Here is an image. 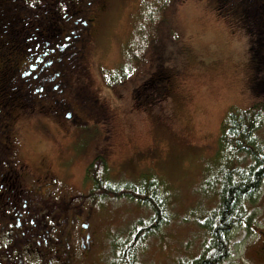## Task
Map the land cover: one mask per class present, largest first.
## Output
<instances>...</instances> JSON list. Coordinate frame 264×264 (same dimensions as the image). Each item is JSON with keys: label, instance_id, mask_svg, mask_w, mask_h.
<instances>
[{"label": "rangeland", "instance_id": "obj_1", "mask_svg": "<svg viewBox=\"0 0 264 264\" xmlns=\"http://www.w3.org/2000/svg\"><path fill=\"white\" fill-rule=\"evenodd\" d=\"M107 1L92 30L86 81L93 99L107 112L91 129L94 135L87 154L74 158V178L69 181L80 186L94 149L105 145L110 147L108 184L121 188L135 184L145 191L152 183L163 185L159 193L170 222L148 237L137 263L180 264L202 252L206 233L199 222L217 206V196L212 195L220 191L218 181L224 169L218 156L224 120L232 111L241 117L240 111L254 104L264 106V93L252 88L251 38L229 8L222 9V0ZM78 30V26L71 28L75 35ZM23 37L31 38L26 49L31 66L36 67L29 76L33 78L54 44L33 27ZM58 45L59 50L65 47L68 56L75 52L71 40L62 39ZM10 52L4 50L3 57L9 58ZM160 70L171 73L168 91L157 98L146 96L150 93L140 96L138 88ZM41 77L35 83H23L30 86V93L41 85ZM23 84L11 82L14 97H27L20 89ZM13 113L26 160L57 165L64 156L60 148L66 146L65 139L56 132L54 141H47L37 133L36 116ZM108 133L106 145L104 134ZM256 136L264 144V121ZM78 148L80 142L76 154ZM96 199V250L88 264H121L114 247L153 213L148 205L123 193L104 190ZM247 207L251 225L232 230L229 256L223 264H260L257 257L263 240L262 233L258 238L256 233L264 231V187Z\"/></svg>", "mask_w": 264, "mask_h": 264}, {"label": "flooded vegetation", "instance_id": "obj_2", "mask_svg": "<svg viewBox=\"0 0 264 264\" xmlns=\"http://www.w3.org/2000/svg\"><path fill=\"white\" fill-rule=\"evenodd\" d=\"M107 2L18 0L15 4L0 1L3 12L0 30L7 32L0 39V264H88L92 260L96 250L95 196L99 192L95 189L96 174L92 170L97 160L107 165L110 147L103 145L94 149L93 160L80 178V186L69 180L74 178V158L87 154L94 135L91 129L107 112L93 99L86 85L92 30L106 10ZM77 26L75 35L71 28ZM28 27L47 36L54 44L47 60L40 61L43 66L37 65L39 73L33 78L30 75L36 67L31 66L26 49L31 38L23 37ZM62 39L71 40L73 46L76 44L73 54L68 56L65 47L59 50ZM7 49L11 50L10 57L4 58L2 53ZM38 76H42L41 85H36L30 93V86L23 83H35ZM171 79L170 72H155L142 85H150V97L156 98L157 94L160 97L168 91ZM15 80L23 84L20 89L27 97L13 96L9 85ZM13 111L18 115L36 116L37 133L47 141H54L56 132L59 133L66 142L60 148L63 160L60 158L57 165L27 161ZM104 137L108 145L110 133ZM261 233L263 244L257 260L264 264V231L257 232L256 236Z\"/></svg>", "mask_w": 264, "mask_h": 264}, {"label": "trees", "instance_id": "obj_3", "mask_svg": "<svg viewBox=\"0 0 264 264\" xmlns=\"http://www.w3.org/2000/svg\"><path fill=\"white\" fill-rule=\"evenodd\" d=\"M8 1L13 3L18 0ZM230 1L232 5L228 4V0H222L220 6L223 10L229 8L231 15L249 33L254 66L252 88L264 93V0ZM2 13L0 10V15ZM5 32L6 30L1 29L0 37ZM150 88L148 84L140 86L139 95L150 93ZM146 96L150 97V94ZM240 112L242 115L238 117L235 115L237 112L232 111L222 124L218 156L224 169L221 170L218 181L220 191L212 195L217 196V206L199 222L206 233L203 250L197 258L180 264H223L229 256L232 230L251 225L252 219L247 206L257 200L264 187V144L256 136L264 121V106L255 107L254 104L249 110ZM101 163L102 160H97L92 170L96 174L93 180L100 193L104 190L113 195L123 193L134 201L148 205L153 213L147 222H138L117 248L113 246L121 258V264H138L137 256L148 237L158 233L170 222L166 202L159 193L163 185L152 183L146 191L143 187L137 188L135 184L123 188L110 185L106 182V165Z\"/></svg>", "mask_w": 264, "mask_h": 264}, {"label": "snow or ice", "instance_id": "obj_4", "mask_svg": "<svg viewBox=\"0 0 264 264\" xmlns=\"http://www.w3.org/2000/svg\"><path fill=\"white\" fill-rule=\"evenodd\" d=\"M0 163H2V161H0Z\"/></svg>", "mask_w": 264, "mask_h": 264}]
</instances>
